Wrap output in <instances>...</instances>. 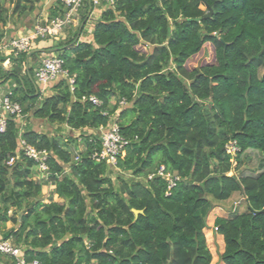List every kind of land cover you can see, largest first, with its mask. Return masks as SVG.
Segmentation results:
<instances>
[{
	"label": "trees",
	"instance_id": "16d2710c",
	"mask_svg": "<svg viewBox=\"0 0 264 264\" xmlns=\"http://www.w3.org/2000/svg\"><path fill=\"white\" fill-rule=\"evenodd\" d=\"M8 2L0 0V41L9 13L38 12L41 0ZM45 8L49 21L65 12L59 1ZM90 11L85 5L76 32L70 25L71 36L49 49L0 52V81L24 118L95 132L80 136L75 160L57 138L21 133L24 118L9 120L0 134V239L40 264H210L203 230L221 206L230 214L214 222L225 246L218 262L264 264V0H114L92 23ZM52 53L74 83L59 78L42 98L33 69ZM117 111L130 143L111 166L92 157ZM20 140L48 154L44 181H33L36 164L19 153ZM248 154L256 166L239 168ZM161 167L179 178L173 188ZM46 185L60 202H43Z\"/></svg>",
	"mask_w": 264,
	"mask_h": 264
},
{
	"label": "built area",
	"instance_id": "2783aa9c",
	"mask_svg": "<svg viewBox=\"0 0 264 264\" xmlns=\"http://www.w3.org/2000/svg\"><path fill=\"white\" fill-rule=\"evenodd\" d=\"M45 5H53L57 1L61 3L64 8L63 17L55 18L51 21L48 17H43L41 21L36 22L32 30L27 36H18L13 39H6L5 37L0 41V52L5 57H18L19 54L29 55L34 48L35 42L44 41L47 39H56L61 34L62 30L73 25L74 19L78 17L80 11L84 10L85 5L92 6V11L88 17H97L98 13L102 12L106 7L112 6L114 0H43ZM5 64L9 65L7 59ZM3 63V65H4ZM35 82L37 87L44 90L48 85L58 80L59 78H67L70 85H72L73 78H68L67 73L62 69V61L54 54H50L45 59H41L40 66L35 69ZM88 101L95 106H99V101L95 97H89ZM124 105V101L120 102V106ZM114 116L118 117V111ZM22 109L18 103L12 101V93L8 87H0V134L6 131L9 120L17 119L21 123L23 121ZM116 124V123H115ZM112 121L106 128H100L99 141L101 143V150L95 153L92 157L96 162L105 161L108 165L115 166L117 159L125 155L126 148L129 146V140L124 138L119 130L118 125ZM19 153L36 164V168L43 174L48 175L47 159L48 154L45 151H37L34 148L26 145L20 140ZM226 152L234 155L237 152L235 143L226 146ZM18 153V154H19ZM18 156V155H17ZM18 157L11 158L8 165L13 164ZM76 160V159H75ZM158 175L165 178L168 182V189L175 186L179 180L177 176L164 173V168L158 170ZM151 178V177H149ZM264 216V206L261 211ZM217 232V229L214 227ZM0 255L12 260L15 264H40L37 260L26 261L23 257V249L15 246L11 240L0 239Z\"/></svg>",
	"mask_w": 264,
	"mask_h": 264
},
{
	"label": "rangeland",
	"instance_id": "374dc122",
	"mask_svg": "<svg viewBox=\"0 0 264 264\" xmlns=\"http://www.w3.org/2000/svg\"><path fill=\"white\" fill-rule=\"evenodd\" d=\"M3 1H4L3 6L6 9H10L11 6L9 5V2H8L9 0H3ZM37 7L39 8V11L38 12L34 11L33 13L28 14V16L27 15H23V16H20V17L19 16H11L10 13H9V18H8V22H7L8 24L7 25L9 27H11L10 29L8 28V30L10 31V35H11V33H15L14 34V36H16L15 38H17L18 36H22V37L27 36L29 34V32L32 30L33 26L36 24V22L41 21L43 19L42 17H45V18H46V16L48 17L49 11L45 7H49V5L48 6L45 5L44 1L41 0V2L39 3V5ZM92 19H94L93 22H95V20L97 18L94 17ZM80 24H81V19L76 17L74 19V23L72 25L73 26L72 31L74 33L76 32V30H77V28L79 27ZM19 30H21V31H19ZM5 31H6V29H5ZM67 31H68V28L62 30L61 34H65ZM88 33H89V29L87 28V29H85L83 36L88 35ZM60 35H58V37ZM58 37H56V38H58ZM5 38L9 39L8 36H5ZM49 40H52L53 43L57 42V41H54L55 39L54 40L53 39H47V40H44V41H49ZM34 47H35V45H34ZM39 49L46 50V49H49V48H41L40 47ZM47 56L48 55L43 54L41 59L43 60ZM200 59H202L201 56L195 58L192 62L194 63V65H196L197 62L199 63ZM40 61L41 60H39V63H40ZM3 69L4 70L6 69V71H7V70H11L12 67L10 68V65H7V64L4 63ZM24 71H25V68L23 69V72ZM0 85H2V84H0ZM40 93H41V91H40ZM41 94H42V98L47 97V95L44 96L43 93H41ZM115 103H116V100L115 99H111L110 105L113 106V105H115ZM110 120H111V122L113 121L114 124H115L116 121H117V118L115 116H112ZM26 127H29V128H31V129H33V130H35L37 132L44 133V134H47L49 136L57 138L61 144L64 143L66 145L65 148L70 153H72L73 159H77L78 158L77 157L78 153L83 150V146L81 145V142L79 140L80 136L81 135H85L86 136V135H92V134L94 135L95 134V132L88 131V130L71 131L67 127H65V125L54 124V125L50 126V125L46 124V122H44V121H38V120L31 119V118H28V119L24 118V121L22 122V131H21V133L24 131V129ZM74 140H75V142H72ZM75 150H77V151H75ZM244 157L246 159L245 158L242 159V164H241V166H239V168L248 169V170L254 169V167L257 164L258 155L254 154L252 156V154H248V155H246ZM235 165L236 164L234 163L233 166H235ZM33 173H34L33 181H44L45 180L44 178L46 177V175L43 174L42 172H40V170H38L37 168L33 171ZM229 175H232V173H230ZM53 189H54V187L51 186V185H46V186L42 187L41 195H42V200H43L44 203H49L50 202L49 198L51 197V195L53 196V199H52L53 202H60V200H58L55 197V195H53V192H54ZM231 203L236 204L235 212L242 213L244 211V202H243V200H242V198L240 196L234 198L231 201ZM218 208H222V207L221 206L220 207L215 206V208L208 214V216L206 218V221H205L206 228H207V226H209V230L212 233H217L214 230V222H215V220L217 218L223 216V215H224L223 218H226L227 217L226 215L230 214V212L225 211V209L221 211ZM8 214H9V216L12 217L13 216V210H11ZM12 227H13V225L11 223H7L5 225V227L2 228V232H6L9 229H11ZM203 233H204V230H203ZM218 261H219V259H218ZM2 262L4 264H10V262L7 261L6 259L2 260ZM210 264H217V262L215 260H213V258H212V261H211Z\"/></svg>",
	"mask_w": 264,
	"mask_h": 264
},
{
	"label": "crops",
	"instance_id": "0c3cea01",
	"mask_svg": "<svg viewBox=\"0 0 264 264\" xmlns=\"http://www.w3.org/2000/svg\"><path fill=\"white\" fill-rule=\"evenodd\" d=\"M83 12H84V10L80 11V13H79V15H78L77 18L80 19L82 17V15H83ZM88 15L86 16V20H88V22L92 23L94 19H92L93 17H91V18L88 17ZM8 28L10 29L11 27H9L7 25V27L5 28L6 29V36L9 37L8 40L15 38L16 37V36H14L15 33H11V35H10V31L8 30ZM72 28H73V26H72ZM87 28L89 29V25L86 26V29ZM19 31H21V30H19ZM72 33H73V31H72ZM72 33L69 32V30H68L65 34H61L54 41H62L65 38H67L69 35L71 36ZM52 45H53V41L52 40L36 42L33 51H40L41 50V49H39L40 47L41 48H51ZM52 54H54V53H52ZM41 58H42V56L38 59V61L41 60ZM28 66H29V68L32 67V62H30V64ZM35 69H36V67L33 69V72H35ZM2 83H3V81H0V84H2ZM35 86L37 87L36 82H35ZM0 87L3 89V88L8 87V86L6 84V86L0 85ZM37 88L39 89V91H41V93H43L44 96L45 95L49 96L50 94H52L51 85H48L44 90H41V87H37ZM236 197H238V195H235L233 197V199L236 198ZM52 199H53V196H52ZM218 209H220L221 211L224 210L222 208H218ZM225 211H228V210L225 209ZM223 216H221L219 218H223ZM226 216L228 217L229 214H227ZM204 236H205V239H206V244H207L208 250H209V252H210L213 260H215L217 262V264H220L218 262V259H219V256L224 252V248H225L224 241H223V237L221 235H219L218 233H212L209 230V226H207V228L204 229ZM3 260H5V259H3ZM0 264H4V263L3 262H0Z\"/></svg>",
	"mask_w": 264,
	"mask_h": 264
},
{
	"label": "water",
	"instance_id": "95a60500",
	"mask_svg": "<svg viewBox=\"0 0 264 264\" xmlns=\"http://www.w3.org/2000/svg\"><path fill=\"white\" fill-rule=\"evenodd\" d=\"M211 12H209V14H210ZM209 16V15H208ZM208 16H206V17H208ZM36 87V86H35ZM35 90H36V88H35ZM133 213H134V215H138L140 212H136V211H133Z\"/></svg>",
	"mask_w": 264,
	"mask_h": 264
}]
</instances>
